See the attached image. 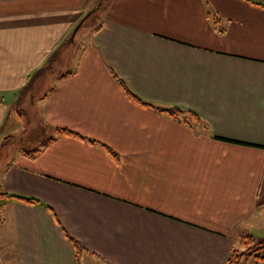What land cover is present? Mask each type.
Here are the masks:
<instances>
[{
    "label": "crops",
    "instance_id": "1",
    "mask_svg": "<svg viewBox=\"0 0 264 264\" xmlns=\"http://www.w3.org/2000/svg\"><path fill=\"white\" fill-rule=\"evenodd\" d=\"M101 2L0 0V146L31 76L70 47L74 65L53 75L38 126L116 155L62 135L0 165L1 191L51 206L86 250L75 255L43 207L5 198L0 264H225L240 236L264 238V0ZM95 12L76 51L71 34ZM111 71L200 124L131 102Z\"/></svg>",
    "mask_w": 264,
    "mask_h": 264
},
{
    "label": "rangeland",
    "instance_id": "2",
    "mask_svg": "<svg viewBox=\"0 0 264 264\" xmlns=\"http://www.w3.org/2000/svg\"><path fill=\"white\" fill-rule=\"evenodd\" d=\"M102 0H100L101 2ZM102 4V2H101ZM104 8V7H103ZM97 11V10H96ZM99 14L94 13L91 17L90 22L86 26H76L75 31L71 34L74 35V43L76 51L81 48V44L88 43L92 31L97 28L99 24ZM71 37L69 40H71ZM86 41V42H85ZM66 51L65 54H62L59 62H50L47 67L42 68L36 71L29 81L25 88L20 92V97L18 98L17 106L15 110L12 111V117L10 119L13 123L12 130L13 135L9 140V144L4 147L0 146V165L4 166L7 162H13L15 160V155L17 150L21 147H37L34 150H37L42 147V143L48 140L46 134H44V129L41 130L38 126V103L45 96L46 92L49 90L50 86L54 82L53 78L58 72H68L72 69L73 65L67 59L71 53V49ZM61 56V55H60ZM71 61V59H70ZM72 62V61H71ZM19 117V118H18ZM9 147L8 156L5 155V150ZM29 149V148H28ZM26 149V151H29ZM32 151V150H30ZM2 174V168H0V177ZM3 203L0 200V204ZM1 218V214H0ZM2 229L0 227V238H1ZM0 244H3L1 242ZM249 262L247 264H252ZM85 264H102L101 262L95 261L90 257H85Z\"/></svg>",
    "mask_w": 264,
    "mask_h": 264
},
{
    "label": "trees",
    "instance_id": "3",
    "mask_svg": "<svg viewBox=\"0 0 264 264\" xmlns=\"http://www.w3.org/2000/svg\"><path fill=\"white\" fill-rule=\"evenodd\" d=\"M216 20L213 21L214 25H216L219 21V18H215ZM218 32L219 33H223V29L218 28ZM114 78L117 80L121 90L123 91V93L125 94V96L127 97V99H129L131 102L142 106L144 108H148V109H152L156 112L159 113H164L167 116L179 121L180 123L186 125L189 128H193V126L199 125L201 122V119L191 113V112H187L184 111L180 108L177 107H171V108H165V107H161V106H156V105H152L146 102H143L142 100H140L127 86L126 84L123 82L122 79H120L115 73L114 71H111ZM56 135L58 136H71V137H77L83 140H87L90 143H98L97 141L85 138L67 128H57L56 129ZM56 137V138H57ZM56 138H50L48 139L46 142L43 143V148L40 150H33V151H28V152H24V154L26 156H29L31 158H35L37 157L42 150L47 147L51 142H53ZM101 147H103V149H105L111 156H113L114 158H116L115 153L107 146H105L104 144H100ZM5 198H13L16 199L24 204L27 205H34V206H40L43 207L44 209H46L47 211H49L51 213V215L53 216V218L55 219L56 223L58 224V226L60 227V229L62 230L65 238L67 239V241L69 242V244L71 245L73 251L75 252V255H79L81 253H84L86 250L81 246V244L72 236H70V234L68 233V231L64 228V226L62 225L60 219L58 218L56 212L53 210V208L43 202H41L38 199L35 198H28V197H22V196H16V195H9L3 191L0 190V200H3ZM263 216H264V207H263ZM264 261V238H257L254 237L252 235H244V236H240L237 240V245L233 246L228 255H227V259H226V263L225 264H246L249 262H253L255 264L263 262Z\"/></svg>",
    "mask_w": 264,
    "mask_h": 264
}]
</instances>
